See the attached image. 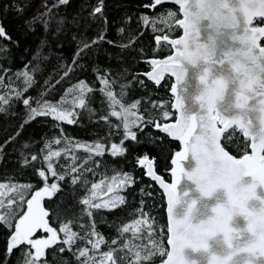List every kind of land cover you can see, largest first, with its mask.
Returning <instances> with one entry per match:
<instances>
[{"label":"snow or ice","instance_id":"obj_1","mask_svg":"<svg viewBox=\"0 0 264 264\" xmlns=\"http://www.w3.org/2000/svg\"><path fill=\"white\" fill-rule=\"evenodd\" d=\"M165 2L151 0L144 7L154 10ZM171 2L179 7L182 18H178L176 11L166 10L151 18L141 15L140 21L145 26L151 25L157 33H169L175 28L183 31L178 38L169 34L154 36L157 45H170L172 54L163 59H147L151 70L142 73L157 86L166 76L174 78L169 91L172 95L170 108L175 115L173 111L166 110L168 105L164 101H160L153 102L152 106L161 110L163 120L147 119L139 111L141 100L124 102L125 90L133 82L146 87L144 80L137 81V76H133L131 82L120 84L121 92L117 94L114 91L117 81L110 78V73L98 74L99 91L106 98L109 108L108 115L100 119L117 130L122 128V138L119 143L113 142L110 146L100 140L81 143L64 136L61 129L63 141L73 147L56 150L53 145L59 146L62 139L54 138L44 141L39 155L32 154L29 159L21 153L25 167L42 156L46 167L36 172L45 184L30 192L31 198L26 199L32 184L0 183V225L10 231L6 256H11L23 246V264H49L46 250L57 247L61 256L65 252L70 253L76 264H151L156 256L166 257L162 259V264H264V0ZM68 3L69 0H55L51 7L45 4L46 11L25 21L26 27L35 30V25L39 23L48 31L54 19L53 10ZM17 11L22 12L23 9L18 8ZM102 13L103 0H100L92 15ZM254 21L262 23L254 24ZM56 22L61 26L64 23L63 19ZM158 24L163 27H158ZM119 31L123 33L124 29ZM105 35L101 32L91 42L83 43L73 64L88 49L104 42ZM0 38L11 39L2 23ZM135 42L136 37L133 36L127 44L119 47L129 49ZM107 43L115 46L113 41ZM72 70L70 67L64 76L67 77ZM2 71L7 75L8 69ZM35 71H29L25 65L24 71L16 73V79H23L27 85L24 92L35 83ZM127 74L125 69L121 76ZM4 79L5 76H0V87L4 86ZM8 90L12 95H0L3 105L23 94L14 88ZM93 91L85 80L72 85L65 93V97L69 94L74 96L71 107L67 106L64 98L59 104L37 101V106L32 107L30 98H25L23 104L29 109V116L24 124L37 116H52L56 121L75 124L80 114L76 109L94 111L88 107L89 94ZM2 111L4 108L0 107ZM110 117L117 118L119 123L112 125ZM148 126L180 144V150L171 153L170 183L157 174L154 158L144 154L137 160L146 169L145 175L163 189L166 232L164 227L157 231L155 218L143 210L145 202L142 199L138 217L118 227V238L111 240L108 251H102L106 238L97 231L94 210L114 211L126 204V197L113 195L96 202L94 190L98 188L97 183L91 184L88 190L91 195L80 201L84 206L81 215L89 217L90 230L81 235L73 230L72 220L61 222L58 229L53 227L50 213L41 201L59 190L60 186L55 181H63L69 175L67 168H70L73 186L78 183L87 186L88 181L81 169L91 171L86 169V165L92 157L124 155L126 141H137L138 131L143 132ZM23 127L22 124L21 130ZM19 135L20 131H17L5 144ZM240 136L243 143L238 150L243 154L237 157L227 149ZM29 147L31 145L25 142L23 148ZM78 149L88 154L83 163H77L75 151ZM62 155L72 163L60 173L55 165ZM49 176L54 178L50 185L47 183ZM112 180L122 190L135 183L127 172L117 173ZM108 192H112L110 185ZM141 193L149 198L152 196L151 192L145 193L143 189ZM25 205L26 210H23ZM60 214L58 211V218ZM40 231L46 236H38ZM129 232L133 239H146L147 243L134 244L125 240L117 246L119 237ZM145 232L146 236H143ZM81 241L85 242V246L77 248V243ZM60 264L70 262L62 259Z\"/></svg>","mask_w":264,"mask_h":264},{"label":"trees","instance_id":"obj_2","mask_svg":"<svg viewBox=\"0 0 264 264\" xmlns=\"http://www.w3.org/2000/svg\"><path fill=\"white\" fill-rule=\"evenodd\" d=\"M54 2L55 0H0V23L11 37L10 40L0 38V76H5L4 86L0 87V95L6 97L12 95L9 88L23 93L19 98L13 97L8 105L0 103V107L4 108V111L0 112V183L32 184L33 188L29 190L26 199L31 198L30 192L44 186L45 181L37 175L36 170L45 168L46 165L42 163L41 156L29 166H23L22 152L29 159L32 154L39 155L45 140L62 139L61 129L64 136L81 143L100 140L108 144L119 142L122 138V128L117 130L100 119L101 116L108 115L109 108L106 98L99 91L101 85L97 79L98 74L102 75L105 71L110 73V78L117 81L114 86L117 94L121 92L120 84L131 82L133 76H137V81L144 80L146 87L133 82L125 90L124 102L132 103L137 99L141 100L139 111L147 119L163 120L161 110L153 108V102L164 101L168 105L166 110L172 111L168 92L171 78L166 76L157 86L142 75L149 68V64L144 59L151 56H163L170 52V47L167 44L157 45L154 36L163 33L154 32L151 25H143L140 17L146 14L151 18L166 10L176 11L179 17L176 5L163 3L153 10L144 7L145 4L151 3V0H103L102 15L93 16L92 11L99 5L100 0H69L67 5L53 10L54 19L48 31H45L39 23L35 25V30H29L25 21L46 11L45 4L51 7ZM18 8L23 11H17ZM129 18H131L130 21ZM61 19L64 21L62 26L56 22ZM258 23L260 21H254V24ZM157 26L163 27L159 24ZM58 28L59 31H57ZM121 28L124 29L123 33L119 31ZM101 32L106 34L105 41L88 49L73 64L78 48L83 43L91 42L99 37ZM179 32L180 29L175 28L172 32L164 34L175 36ZM133 36L136 37V42L132 48L119 47L121 44H127ZM107 41H113L115 46ZM25 65L28 66L29 71L36 69L33 73L35 83L28 87L26 92L23 91L27 87L23 79H16V73L24 71ZM70 67L73 70L65 77L64 73ZM2 69H8L7 75ZM125 69L128 70V74L121 76ZM80 80H85L94 89L88 99V107L94 111L76 109L80 114L77 117V123L72 125L56 121L52 116H37L31 122L24 124V121L28 119L29 109L23 104V99L30 98L31 106L36 107L37 101H48L55 105L64 98L67 106L71 107L74 96L69 94L65 97V93ZM110 120L112 125L119 123L115 117H110ZM22 124L24 127L21 130ZM17 131H20V135L11 143L5 144L9 137L15 136ZM237 135L239 136V133ZM25 142L31 147L24 149ZM242 143L243 137L240 136L227 150L234 155H241L243 152L238 149ZM66 146L73 147L66 145L63 139L59 146L53 145L56 150ZM126 147L127 151L122 156L112 157L106 154L103 157H92L86 165V169L91 171L81 169L84 179L88 181L87 186L83 183L72 185L70 168H67L69 175L63 181H55L60 186L59 190L52 197L46 196L41 201L50 213V223L53 227L58 229L61 222L72 220L74 231L81 235L89 231L91 222L89 217L81 215L84 206L80 204V201L86 195H91L88 190L92 183L98 181L107 183L117 173L127 172L135 183L123 190L121 187L116 190L119 195L126 197V204L114 211L94 210L97 231L106 238V244L101 250L108 251L111 240L118 238V227L138 217L142 199L145 202L143 210L155 218L157 231L161 227L166 228L163 195L159 188L144 176L143 168L138 165L137 160L140 156L148 154L155 160V170L169 179L171 153L176 151L178 143L148 126L143 132L138 131L137 141H126ZM75 155L78 158L77 163H83L88 158V154L83 149L76 150ZM71 163L70 159L62 155L55 167L58 172L63 173L66 166ZM53 182L54 178L49 176L47 183ZM141 189L145 193L151 192L152 196L149 198L142 195ZM25 208L26 205L23 210ZM58 211L61 213L59 218ZM38 234H44V232L40 231ZM9 235L10 231L0 225V264H23L25 250L23 246L15 250L11 256H6ZM142 235L146 236V232ZM125 240H131L134 244L147 243L146 239L143 241L133 239L129 232L119 237L117 246ZM164 244L166 246L165 240ZM84 246L83 241L76 245L77 248ZM46 251L49 264H60L62 259H67L70 264H76L70 253L65 252L61 256L57 247ZM162 258L156 256L151 264Z\"/></svg>","mask_w":264,"mask_h":264},{"label":"water","instance_id":"obj_3","mask_svg":"<svg viewBox=\"0 0 264 264\" xmlns=\"http://www.w3.org/2000/svg\"><path fill=\"white\" fill-rule=\"evenodd\" d=\"M165 3H172V4H174L173 2H171V0H166V2ZM175 5V4H174ZM177 6V5H176ZM177 8H178V12H179V7L177 6ZM180 14V13H179ZM178 18H182V15L180 14V16L178 17ZM164 34V33H163ZM181 35H183V31H182V29H180V32H179V34H177V35H175V36H171L172 38H178L179 36H181ZM169 47H170V52L169 53H167V54H165V55H163V56H151V57H147V58H145L144 60L146 61L147 59H149V58H157V59H163L164 57H166V56H168V55H171L172 54V49H171V46L169 45ZM151 70V66H150V64H149V68L145 71V72H147V71H150ZM144 73V72H143ZM145 77V76H144ZM170 78H171V82H170V86H171V83L173 82V79L174 78H172L171 76H169ZM170 86H169V89H170ZM169 89H168V92H169V94H170V96H171V100H172V95H171V93H170V91H169ZM171 100H170V102H171ZM172 110V109H171ZM173 112H174V110H172ZM174 115H175V112H174ZM167 122H172L171 120H168ZM162 134H164V133H162ZM164 135H166V134H164ZM167 136V135H166ZM171 139V138H170ZM176 141V140H175ZM177 143H178V148L176 149V151H178V150H180V144H179V142L177 141ZM249 151H250V149H249ZM231 153V152H230ZM234 155V154H233ZM242 155V154H241ZM239 155H237V157H238ZM171 160V159H170ZM139 165V164H138ZM140 166V165H139ZM142 167V166H141ZM143 168V167H142ZM145 171H146V169H144L143 168V173H144V176L145 177H147L149 180H151L158 188H159V190L161 191V193H162V195H163V199H164V212H165V220H166V225H167V213H166V199H165V197H164V193H163V189L162 188H160V186H159V184L157 183V182H155V181H153L150 177H148V176H146L145 175ZM157 172V171H156ZM157 174L158 175H161L162 176V178H164L163 177V175L162 174H160V173H158L157 172ZM165 180H166V182H171V179H172V177H171V175L169 176V179H166V178H164ZM166 229V228H165ZM165 243H166V247H167V241H166V239H165ZM162 259H166V257H163ZM162 259L161 260H159V261H157V262H155V263H153V264H162Z\"/></svg>","mask_w":264,"mask_h":264},{"label":"rangeland","instance_id":"obj_4","mask_svg":"<svg viewBox=\"0 0 264 264\" xmlns=\"http://www.w3.org/2000/svg\"><path fill=\"white\" fill-rule=\"evenodd\" d=\"M170 98H171V96H170ZM115 143H119V142H115ZM110 144L111 143H108L107 145L110 146ZM50 184L51 183H49V185ZM97 184H98V188L94 190L96 193V202H101L103 199H108L113 195H119L116 192V190H118L120 188V186L118 185V183L113 182V180H110L107 183H100V181H98ZM109 185L112 187L111 193L108 192ZM25 210H26V208H25ZM38 236H46V234L45 233L44 234H38Z\"/></svg>","mask_w":264,"mask_h":264},{"label":"flooded vegetation","instance_id":"obj_5","mask_svg":"<svg viewBox=\"0 0 264 264\" xmlns=\"http://www.w3.org/2000/svg\"><path fill=\"white\" fill-rule=\"evenodd\" d=\"M262 22L258 23V24H261Z\"/></svg>","mask_w":264,"mask_h":264}]
</instances>
